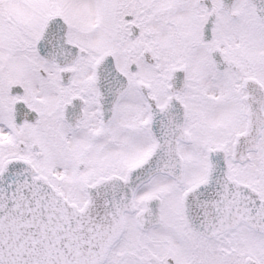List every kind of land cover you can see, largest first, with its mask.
I'll list each match as a JSON object with an SVG mask.
<instances>
[{"label":"snow or ice","instance_id":"6c2138e0","mask_svg":"<svg viewBox=\"0 0 264 264\" xmlns=\"http://www.w3.org/2000/svg\"><path fill=\"white\" fill-rule=\"evenodd\" d=\"M0 264H264V0H0Z\"/></svg>","mask_w":264,"mask_h":264}]
</instances>
